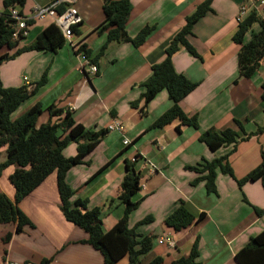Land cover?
Segmentation results:
<instances>
[{"label":"crops","instance_id":"crops-1","mask_svg":"<svg viewBox=\"0 0 264 264\" xmlns=\"http://www.w3.org/2000/svg\"><path fill=\"white\" fill-rule=\"evenodd\" d=\"M0 0V15L8 12ZM56 0H26L15 4L22 15L30 17L37 5ZM119 1V0H113ZM131 14L128 36L134 39L145 27L155 30L140 47L131 43H111L100 56L107 35L97 33L106 16L104 0H78L74 7L82 23L73 28L74 35L56 52L28 51L5 59L0 65L4 88H37L13 114V120L40 103L43 112L37 128L51 123L59 136L67 134L64 115L51 117L49 109H62L72 114L77 124L93 132H105L99 145L67 174V183L75 190L71 199L87 201V209H102L105 231L111 230L124 216L125 207L117 197L126 175V161L137 157L135 169L140 175L141 189L133 198L139 207L128 217V226L137 235L153 238L151 251L140 258L148 264L162 258L165 264L188 258L198 243L196 264H239L237 253L250 239L264 230V182L245 178L262 163L264 155V68L250 78L239 76L240 46L233 36L242 18V7L252 0H213L211 10L193 27L190 44L202 57L192 56L185 48L173 55L175 70L185 75L198 88L182 102L188 117L197 116L199 128L184 126L175 120L163 128L150 129L165 111L172 107L166 91H161L147 106L141 100L143 84L151 76V68L167 57L166 50L184 28L186 20L206 0H129ZM67 8V7H65ZM263 11L260 12L262 17ZM52 24V20L31 21L27 36L15 48L0 49V58L33 43ZM85 45L98 73L87 76L81 71L78 49ZM43 80L46 83L38 86ZM138 103L133 106V103ZM114 121L122 131L108 132ZM241 121L250 138L233 146L211 151L200 136L214 129L240 132ZM127 139L130 144L125 146ZM80 143L71 142L63 150L66 158L78 153ZM227 158L233 176L217 171L216 192L206 190V182L189 167H200ZM7 160L6 148L0 149V165ZM15 167L0 176V194L10 200L15 188L9 181ZM114 200L112 206L109 201ZM183 202L196 220L176 232L165 223ZM56 174H52L19 205L35 228L16 232V224H0V264H105L99 251L83 241L88 235L68 222L60 208ZM261 211L260 213L257 212ZM145 219H150L142 224ZM12 234L9 242L4 237ZM164 236L176 241L174 249L158 244ZM117 264H129L125 256Z\"/></svg>","mask_w":264,"mask_h":264},{"label":"trees","instance_id":"trees-1","mask_svg":"<svg viewBox=\"0 0 264 264\" xmlns=\"http://www.w3.org/2000/svg\"><path fill=\"white\" fill-rule=\"evenodd\" d=\"M26 0H5L7 8L15 4H24ZM213 0H206L200 4L194 14L186 20L184 28L174 37L167 48V57L161 64L151 68V76L143 84L145 92L141 100L147 106L161 91L168 93L172 102V107L165 111L153 123L150 129L163 128L175 120H179L184 126H189L197 130L199 128L197 116L188 117L182 108L183 100L194 92L199 84L192 82L185 75L178 73L173 65L172 58L181 47L185 48L192 56L202 59L198 52L189 42L193 35V27L198 21L211 10ZM103 9L106 19L96 30L99 34L106 33L107 39L103 45L100 56L106 51L111 43H131L135 47H140L155 30V27H145L138 35L131 39L128 36L127 24L131 14V3L129 0H104ZM59 12L65 10L61 5L57 9ZM73 28H76L74 26ZM13 29L9 23L0 19V49L15 48L19 41L12 39ZM235 44L240 46L238 53L239 76L243 78L252 77L264 62V19L254 12L239 23L237 32L233 36ZM65 43L61 31L54 24L48 26L30 45L17 49L12 55L0 58V65L5 59H11L23 52L28 51H52L56 52ZM84 52L90 56V52L85 45H81L77 51ZM95 63V61H93ZM46 83L43 80L38 86ZM262 98L264 100V84ZM37 88L29 90L28 87L4 88L0 80V149L6 148L7 160L0 165V176L2 172L14 166L15 170L9 177L10 183L15 188V197L10 200L4 194H0V224H16V232L22 233L25 228L34 229L35 226L28 216L21 210V202L35 191L52 174L57 177V189L60 199V208L68 222L83 230L88 239L84 244L90 245L99 251L105 264H117L125 256L129 258V264H139L140 258L148 254L153 245V238L137 235L134 229L128 226L129 215L139 207L138 202H133V196L140 191V175L135 169V163L126 161V175L121 183L118 201L125 207L122 219L109 231H105L102 223V209H87V201L71 199L75 195V190L67 183L68 172L77 165L83 164L84 159L100 143L105 136V132H93L86 130L82 125L77 124L70 112L62 109H49L51 117L63 116L68 128L67 134L59 136L56 133L57 127L51 123L44 124L37 128L38 117L43 112V106L38 103L20 118L13 120V114L25 103ZM138 103H133L136 106ZM240 132L245 136L241 138L240 133L225 130L222 133L214 129L206 131L200 136V142L204 143L211 151H217L223 147L235 146L238 141L250 138L246 134L241 121H236ZM77 142L78 153L73 158H66L63 155L65 147ZM137 158V157H136ZM227 158H220L210 163H205L200 167H189L188 170L202 174L197 181L206 182V190L209 193L216 192L215 180L217 171L233 176L231 167L223 164ZM262 180L264 182V155L261 165L238 181L242 186L249 181ZM114 200L109 201L108 206H112ZM260 213L261 211H258ZM261 214V213H260ZM185 208L183 202L169 215L165 223L176 232H181L191 226L196 220ZM150 219H145L142 224ZM12 234L8 233L4 239L9 242ZM198 243H196L188 258H181L171 264H196L198 257ZM239 264H264V230L250 239V242L241 249L237 255ZM48 263V261H47ZM43 263V264H47ZM148 264H165L160 257L155 258Z\"/></svg>","mask_w":264,"mask_h":264},{"label":"built area","instance_id":"built-area-1","mask_svg":"<svg viewBox=\"0 0 264 264\" xmlns=\"http://www.w3.org/2000/svg\"><path fill=\"white\" fill-rule=\"evenodd\" d=\"M78 0H56L48 5H37L33 8L30 17L22 15L16 8L9 7L8 12L5 15H0V19L5 23H9L13 29L12 39L14 41H20L23 37L27 36L29 30V23L31 21H44L46 19L52 20L54 24L61 31L65 40H70L74 35L73 27L82 23V19L78 14V11L74 7ZM64 5L65 10L59 12L57 9L59 6ZM264 14V0H252L249 6H244L241 9L240 17L243 21L251 13H255L260 16V12ZM264 19V15L261 17ZM81 60V71L87 76H94L98 73V67L87 57L84 52L79 54ZM261 67L264 68V63H261ZM109 132L122 131L123 127L120 121H114L107 129ZM125 146H128L130 142L125 139L123 141ZM137 158L134 157L131 162H136ZM158 244L167 246L174 249L176 247V241L169 236H164L158 239Z\"/></svg>","mask_w":264,"mask_h":264},{"label":"clouds","instance_id":"clouds-1","mask_svg":"<svg viewBox=\"0 0 264 264\" xmlns=\"http://www.w3.org/2000/svg\"><path fill=\"white\" fill-rule=\"evenodd\" d=\"M262 63H264V62H262ZM261 67V66H260ZM109 132V131H108Z\"/></svg>","mask_w":264,"mask_h":264}]
</instances>
